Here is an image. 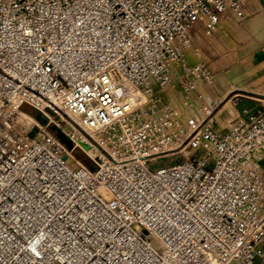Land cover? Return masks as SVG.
Returning <instances> with one entry per match:
<instances>
[{
	"label": "built area",
	"instance_id": "1",
	"mask_svg": "<svg viewBox=\"0 0 264 264\" xmlns=\"http://www.w3.org/2000/svg\"><path fill=\"white\" fill-rule=\"evenodd\" d=\"M223 12L247 17L242 0H0V264H264V99L222 118L182 82L192 32Z\"/></svg>",
	"mask_w": 264,
	"mask_h": 264
},
{
	"label": "crops",
	"instance_id": "2",
	"mask_svg": "<svg viewBox=\"0 0 264 264\" xmlns=\"http://www.w3.org/2000/svg\"><path fill=\"white\" fill-rule=\"evenodd\" d=\"M247 17L239 19L230 12L220 13L222 20H234L240 26L242 46L239 54L232 56L229 62L216 68L212 84L209 86L212 102L218 104L236 94H254L264 97V0H242ZM199 24L197 28L200 29ZM204 26V25H203ZM205 27V26H204ZM211 31L208 30V34ZM216 63L220 64L219 61ZM222 63V62H221ZM235 92H241L236 93ZM237 106L230 104L231 109ZM216 100V101H215Z\"/></svg>",
	"mask_w": 264,
	"mask_h": 264
},
{
	"label": "rangeland",
	"instance_id": "3",
	"mask_svg": "<svg viewBox=\"0 0 264 264\" xmlns=\"http://www.w3.org/2000/svg\"><path fill=\"white\" fill-rule=\"evenodd\" d=\"M192 38V51L189 59H186V66L183 68L182 82L193 81L197 88L196 95H200V101L205 103L206 106L209 105L208 107L210 108L211 105L216 104V102H212V98L210 97V93L208 91L210 84H203L202 86V84H200V82L194 76L189 74L190 66L197 63H206L214 72L213 76H215L216 68L221 67V64L223 65L229 62L232 56L239 54V50L243 45L241 29L240 26L234 22V20L220 19L218 26L209 34L208 29L203 25L200 26V29L196 27L192 32ZM217 61H219L220 64L216 63ZM200 86L205 88L201 91L199 89ZM179 87L180 88L177 91L178 98H185L184 87L183 89H181V86ZM236 93L241 92H235L234 94ZM236 95V97L240 98L238 104L240 108L248 107L252 109L257 107L261 103L262 99H264L263 96H257L254 94H243V96L240 94ZM231 97H228L220 105L217 104L218 107L215 106L213 114H217L218 117L220 116L222 118H229L231 114H236V111L231 109L229 104H227ZM230 104H232V102ZM196 107L197 104L194 103L193 108ZM25 110L31 113L34 117H37L39 114L30 107L29 109ZM52 125L53 127L57 128L55 124ZM74 156L80 161H87V157L81 149L74 150Z\"/></svg>",
	"mask_w": 264,
	"mask_h": 264
},
{
	"label": "water",
	"instance_id": "4",
	"mask_svg": "<svg viewBox=\"0 0 264 264\" xmlns=\"http://www.w3.org/2000/svg\"><path fill=\"white\" fill-rule=\"evenodd\" d=\"M23 108H24V109H29V106L24 105ZM37 118H38V119H42V115H41V114H38V115H37ZM55 129H56V128H55ZM57 132H58V137H59V139H60L63 143H65V144L68 146L69 149H72V148H73V144H72V141H71L70 137H69L66 133H64L60 128H57ZM91 171H92V172H97V168L94 167V166H92V167H91Z\"/></svg>",
	"mask_w": 264,
	"mask_h": 264
},
{
	"label": "bare ground",
	"instance_id": "5",
	"mask_svg": "<svg viewBox=\"0 0 264 264\" xmlns=\"http://www.w3.org/2000/svg\"><path fill=\"white\" fill-rule=\"evenodd\" d=\"M190 55H191V53L188 55V59H189V56H190ZM202 86H203V84H202ZM204 88H205V87H201V86L199 87V89H200L201 91H202ZM171 94H175V93H171ZM208 106H209V105H208ZM215 106L218 107L217 104H213V105H211L210 108H211L212 110H214ZM233 106H234V105H233ZM233 110L237 112V108H234ZM62 118H63V116H61L59 113H56L55 116L53 117V119H54L55 122H57V121H59V120H62ZM32 120H33V119H32Z\"/></svg>",
	"mask_w": 264,
	"mask_h": 264
}]
</instances>
